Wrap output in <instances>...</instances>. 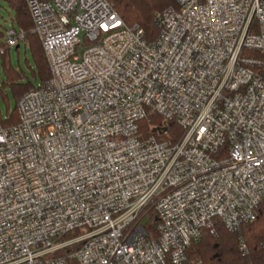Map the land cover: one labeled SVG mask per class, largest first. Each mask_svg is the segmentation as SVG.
<instances>
[{
	"label": "built area",
	"instance_id": "1",
	"mask_svg": "<svg viewBox=\"0 0 264 264\" xmlns=\"http://www.w3.org/2000/svg\"><path fill=\"white\" fill-rule=\"evenodd\" d=\"M27 3L51 78L19 99L17 125L0 122V264H182L216 218L256 219L264 0H176L152 42L108 0ZM23 38L12 27L6 43ZM148 114L183 135L143 137Z\"/></svg>",
	"mask_w": 264,
	"mask_h": 264
},
{
	"label": "trees",
	"instance_id": "2",
	"mask_svg": "<svg viewBox=\"0 0 264 264\" xmlns=\"http://www.w3.org/2000/svg\"><path fill=\"white\" fill-rule=\"evenodd\" d=\"M12 10V27L22 30L24 38L22 43L30 51L32 64H29V74L23 69L13 65L8 56L9 46L0 42V59L3 77L0 82V93L7 100L6 87H10L17 103L19 99L37 84L47 82L51 78L50 65L45 53L43 43L39 35L34 32V21L28 7L27 0H4ZM114 9L120 14L128 26H139L144 31V38L148 42L156 40L160 34L157 21V13L169 7H176V0H108ZM5 37L0 29V39ZM21 45V43H20ZM16 46V48H19ZM4 47L5 49H1ZM2 50V51H1ZM244 55L259 56L260 52L253 49H245ZM0 122L4 128H10L19 123L17 105L13 110H8L3 116L0 107ZM139 131L145 138L154 135L160 141L177 142L183 135V129L175 121H167L159 114H148L139 122ZM166 131V133H163ZM148 220L145 228L152 237H157V219L155 211L149 209ZM256 219L242 224L238 230L231 231L226 228L221 219L216 218L214 227L204 228L199 240L193 241L187 250L188 261L182 264L200 260L205 264H264V201L256 212ZM78 231L68 233L65 238L76 235ZM244 241L247 252L240 249V242ZM73 245L62 251L68 254L77 249ZM70 264H79L73 258H69ZM168 264H173L169 262Z\"/></svg>",
	"mask_w": 264,
	"mask_h": 264
},
{
	"label": "rangeland",
	"instance_id": "3",
	"mask_svg": "<svg viewBox=\"0 0 264 264\" xmlns=\"http://www.w3.org/2000/svg\"><path fill=\"white\" fill-rule=\"evenodd\" d=\"M11 18H12V10L9 8L8 4L4 0H0V29L5 33V37L0 39V42H5L7 31L12 28ZM1 49H5V48L1 47ZM8 56L14 66H16L18 69L25 70L27 74H29L31 80H35L33 79V76L31 75L29 68V64L30 65L32 64L31 53L22 42L19 48H16V46L10 47L8 51ZM3 75L4 73L2 70L1 59H0V82ZM6 90H7L6 92L8 93L7 100L0 93V107L3 116H6L7 111L13 110L17 105V101L13 96L11 88L7 86ZM81 232L82 233L86 232V229H82ZM73 236L75 235L74 234L71 235V237Z\"/></svg>",
	"mask_w": 264,
	"mask_h": 264
}]
</instances>
